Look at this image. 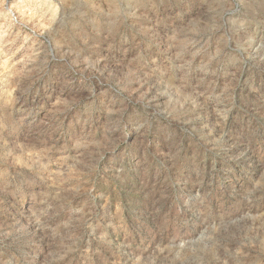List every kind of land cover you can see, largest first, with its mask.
<instances>
[{"label":"rangeland","instance_id":"1","mask_svg":"<svg viewBox=\"0 0 264 264\" xmlns=\"http://www.w3.org/2000/svg\"><path fill=\"white\" fill-rule=\"evenodd\" d=\"M0 264H264V0H0Z\"/></svg>","mask_w":264,"mask_h":264}]
</instances>
